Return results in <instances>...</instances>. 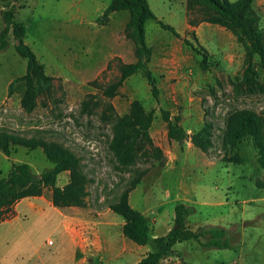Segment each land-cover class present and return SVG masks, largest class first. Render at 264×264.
I'll return each mask as SVG.
<instances>
[{
    "label": "rangeland",
    "instance_id": "1",
    "mask_svg": "<svg viewBox=\"0 0 264 264\" xmlns=\"http://www.w3.org/2000/svg\"><path fill=\"white\" fill-rule=\"evenodd\" d=\"M0 2L5 6L7 1ZM111 2L18 0L0 9V30L4 26L2 11L13 6L15 20L26 26L25 42L36 53L45 73L55 78L56 86L53 99H40L31 113L22 109L25 83H16L11 94L9 85L25 74L27 61L15 51L11 35L9 47L0 52V130L57 141L80 156L82 171L92 180L85 210L92 219L123 222L109 206L131 181L146 172L129 197L132 207L145 215L149 225V241L143 250L156 249L153 239L165 235L173 226L174 207L179 202L193 210L187 219L190 228L226 229L230 248L205 249L195 241L177 243L174 250L183 260L174 255L159 264H264V165L258 161L255 138L246 136L233 141V126L229 124L231 118L244 114L264 121V89L236 90L243 74L247 39L239 41L226 27L206 22L201 10L188 11L187 0H148L155 15L181 36L175 37L153 21L146 23V40L153 52L150 68L158 81L159 101L137 73L111 100L115 116L104 122L101 110L83 114L82 101L88 95L104 98L103 89L120 75L116 59L123 63L136 61L134 44L124 33L129 12H116L104 24L98 22ZM249 15L256 16V26L264 29V0H255ZM195 37L211 56L209 71L200 69L201 56L183 43L188 39L196 44ZM254 67L258 81L264 85V69L258 56ZM135 100L146 112L155 109L150 135L163 157L137 159L125 166L118 162L110 145L116 119L127 114ZM160 109L170 111L173 118L179 116L180 125L189 134L207 127L211 147L203 152L189 141L182 145L170 141ZM13 163H27L35 173L54 167L41 149L29 151L13 146L9 158L0 150V177L11 171ZM68 178V173H62L57 184L64 185ZM71 209L45 204L43 215L28 213L26 218L15 221L7 228L10 237L17 240L10 244L1 241V255L14 264H76L83 252L62 236L69 221L60 210L67 213ZM44 221L50 226H42ZM90 262L129 261H101L96 257Z\"/></svg>",
    "mask_w": 264,
    "mask_h": 264
},
{
    "label": "trees",
    "instance_id": "2",
    "mask_svg": "<svg viewBox=\"0 0 264 264\" xmlns=\"http://www.w3.org/2000/svg\"><path fill=\"white\" fill-rule=\"evenodd\" d=\"M7 1L4 6L0 2V9L7 7L14 1ZM255 0H187L188 11L201 10L205 13V21L221 25L229 29L240 41L245 37L248 44L245 46L244 69L241 80L236 85L237 92H258L264 85L258 81V73L254 67L255 57L258 56L264 69V29H259L256 24L258 18L249 15V10ZM120 11L129 12V20L125 27V36L130 39L135 48L136 61L123 63L118 61L120 75L109 83L102 91L104 98L97 95H88L81 103V112L92 115L101 110L100 119L104 122L115 116V107L111 100L116 97L118 90L131 76L140 73L151 87L153 98L159 101V88L157 78L152 73L150 63L152 48L146 40V23L153 21L162 29L170 31L175 37H181L175 28L160 20L151 10L148 0H112L105 9L98 22L104 24L109 16ZM3 28L0 30V52L9 47L10 36L14 39V48L17 54L27 61L24 75L14 78L9 85V94L12 93L16 83L24 82L25 91L21 97V107L27 112H33L40 99H53L56 94L55 78L45 73L44 66L39 62L36 53L25 42L26 26L15 20L13 6L2 11ZM196 44L188 39L183 43L193 52L201 56L199 64L203 72L210 70L208 50L203 47L195 37ZM111 65H108L110 67ZM162 120L167 124V137L170 141L182 145L189 141L197 149L206 152L212 145L211 134L207 127L189 134L181 125V118L172 117L170 111L160 109ZM229 123L230 135L233 141L252 136L258 148V161L264 165V121L251 114L235 116ZM155 119V109L146 112L142 104L135 100L131 103L129 112L118 117L113 126L114 136L111 149L121 165H131L137 159L143 161L160 160L163 157L161 148L155 145L150 130ZM13 146H20L34 151L41 149L46 158L54 164L53 169L35 173L27 163H13L11 171L0 177V222L14 215V206L25 198L40 197L46 188L52 191V204L57 208L86 207L89 196L88 186L92 182L82 171V160L75 152L64 144L45 140L38 137H26L11 134L0 130V150L6 157L12 155ZM62 173H68L69 178L63 186L57 184V178ZM146 172L131 181L118 200L110 204L109 208L124 220L123 235L139 246L147 245L149 241V225L145 215L134 209L130 204V194L141 181ZM192 208L179 202L174 207L173 226L162 236L153 239L156 249L149 252L136 264H159L171 256L182 259L176 254L174 246L177 243L195 241L205 249H227L231 247L227 239V231L223 227H198L196 230L187 224ZM204 238H207L204 241ZM187 264V262H182ZM88 264H94L89 262Z\"/></svg>",
    "mask_w": 264,
    "mask_h": 264
},
{
    "label": "crops",
    "instance_id": "3",
    "mask_svg": "<svg viewBox=\"0 0 264 264\" xmlns=\"http://www.w3.org/2000/svg\"><path fill=\"white\" fill-rule=\"evenodd\" d=\"M63 186V185H62ZM49 194L46 195V192ZM52 191L46 188L40 197L25 198L17 202L14 206V215L0 222V242L10 244L13 239L9 235L8 226L14 225L15 221L21 218H26L28 213L43 215V205L47 204L53 207ZM72 208L69 212L60 213L68 224L64 225L62 236L70 241L72 245L79 248L83 252L82 259L76 264H88L93 258H99L101 261L112 260H128L124 264H136L149 252L143 250L145 246H139L126 238L123 235V222L106 223L99 217L92 219L88 217L89 212H86V207H66L59 209ZM59 211V210H58ZM42 226H50L44 221ZM171 227L168 228V231ZM12 229V228H10ZM30 242V241H29ZM23 243V242H22ZM25 244V243H24ZM26 245V244H25ZM88 249V251H87ZM87 251V253H86ZM1 252V251H0ZM9 255V250L7 251ZM92 254V257L88 254ZM0 264H14L0 253Z\"/></svg>",
    "mask_w": 264,
    "mask_h": 264
},
{
    "label": "water",
    "instance_id": "4",
    "mask_svg": "<svg viewBox=\"0 0 264 264\" xmlns=\"http://www.w3.org/2000/svg\"><path fill=\"white\" fill-rule=\"evenodd\" d=\"M183 260V259H182Z\"/></svg>",
    "mask_w": 264,
    "mask_h": 264
}]
</instances>
